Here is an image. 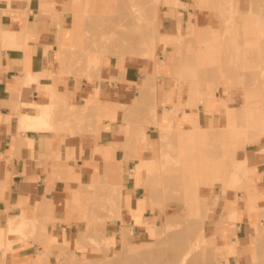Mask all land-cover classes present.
<instances>
[{"label":"rangeland","instance_id":"374dc122","mask_svg":"<svg viewBox=\"0 0 264 264\" xmlns=\"http://www.w3.org/2000/svg\"><path fill=\"white\" fill-rule=\"evenodd\" d=\"M126 1L73 0L78 6L66 11L70 16L72 35L68 38L62 34L58 36L59 72L55 77L49 76L76 80H93L96 77L99 85L104 86V73L114 66V72L121 73L126 65H140L145 75L127 100L105 102L111 100L99 95L98 105L86 102L81 107L60 98L51 104H54V109L51 107L48 130L54 132L60 144L72 140L73 144L75 139H82L86 135H99L101 143L103 131L112 132L119 141L111 144L115 154L112 157V150H104L105 147L99 146V157L103 159L99 160V184L80 186L73 190V199L67 206L71 220L67 222L84 221L87 223L86 228L74 245L55 244L46 228L47 223L51 222V205L46 202L38 205L33 219H26L23 215L9 218L6 227L0 228V238L18 234L24 244H40L42 251L28 264H100L97 261L104 264L106 259L112 260V256L117 258V254L125 248L123 241L121 249L122 228L124 234L131 232L126 239L130 248L131 245L133 249L154 247L163 252L165 247H171L170 244L182 246L187 245L190 238L192 241L193 238H201L196 229L198 226L201 229L199 233L203 232L204 236V241L201 238L203 242H200L203 248L194 253L190 264H252L253 255L258 257L253 264L260 261L264 264V250L261 248L263 246L264 249V173L258 178H251L253 170L250 163L259 166L260 162L253 161L247 152L264 147V138L261 142L264 122L259 123L264 119V0ZM85 19L93 21H90L93 24ZM97 24L100 29L95 32ZM124 36L133 37L135 43L125 40ZM162 41L166 43L165 48L160 45ZM73 46L74 50L70 51ZM215 72H218L217 75ZM112 80L118 79L112 77L109 81ZM159 90L167 92V103L172 108L166 110L161 128H152L148 122L154 115L153 93L157 95ZM172 93L175 103L170 101ZM155 104L158 113V101ZM202 108L208 113H216L204 121L207 113ZM197 119L202 121L201 128L197 125ZM18 128L20 131L27 130L23 126ZM144 129L152 137L151 150L146 154L145 138L141 134ZM161 134L164 135L163 139L160 138ZM127 137H130L131 142L120 155L121 159H117V150L124 141H128ZM138 141L139 145L136 144ZM130 154L140 159L132 176L137 186L142 187L138 194L140 198L136 201L132 199L127 207L135 224L142 228L141 232L135 234L131 226L125 224L129 216L122 207L125 193L121 182V164ZM69 159L75 161L73 156H69ZM143 159L151 161L153 170L147 172L148 177L152 175L157 178L164 171L173 170L172 187L162 192V195L173 196V200L161 199L162 196L149 197L148 191L142 186L146 179L141 172ZM105 162L112 164L105 169ZM102 168L105 170L102 171ZM262 168L264 171V166ZM54 169L62 170L63 167H52V171ZM156 171H159V175ZM54 179L48 178V183ZM155 181L149 183L156 187L159 183L155 184ZM237 193L244 197L238 199ZM229 194L235 195L238 201L247 206L251 218V222L247 223V237L237 238L235 243L231 240L223 242L214 234L215 225L222 226L229 219L223 214ZM233 210L230 216L235 219L238 211ZM145 211L146 218L143 215ZM169 217L181 223L169 226L173 220ZM189 219L199 222V225ZM188 220L190 223H186ZM154 224L158 230H163L164 239L160 231H156L160 234L155 233V236L148 234L149 231L155 232ZM185 225L193 229V235ZM186 232H190L191 236H186ZM166 234L169 237L171 234L181 237V241H178L185 240V243L172 244L173 236L166 241V237L169 238ZM254 234L257 236L253 237ZM155 237L158 238L157 245ZM110 238H114L112 245L109 243ZM52 245L56 246L53 248ZM9 247L4 248L0 244V249L4 251ZM103 255H106L105 259ZM67 259L72 260L66 263Z\"/></svg>","mask_w":264,"mask_h":264},{"label":"crops","instance_id":"0c3cea01","mask_svg":"<svg viewBox=\"0 0 264 264\" xmlns=\"http://www.w3.org/2000/svg\"><path fill=\"white\" fill-rule=\"evenodd\" d=\"M10 1L8 7L7 4L0 5V228L6 227L8 219L12 217L23 215L26 219L35 218L38 205L46 200L51 205V222L46 225L49 237L58 245H74L87 223L67 222L71 220L67 206L73 199V190L99 184V160H103L99 157V146L107 147L119 141L112 132L103 131L101 143L99 135H86L82 139H75L73 144V140L68 141L70 138L68 142L60 144L51 130L20 131L18 116L29 110L25 104L33 102L45 106L57 98L81 107L86 102L98 105L99 95L111 100L105 102L127 100L145 75L140 65H126L121 73L114 72L115 66L104 73V86L99 85L96 77L93 80L49 78L57 76L59 72L58 36L62 34L68 38L72 35L70 16L66 11L78 4L73 0ZM28 74L40 78L30 83L27 81ZM112 77L118 80L109 81ZM173 93L170 101L175 103ZM157 99L158 120L162 121L166 110L172 106L167 103L169 97L165 91H157ZM203 111L207 113L204 121L216 113H208L205 108ZM247 152L253 161L260 162L259 166L250 163L253 170L251 178H258L264 173V147ZM122 154L123 150L119 147L117 159H121ZM69 156L75 157V161ZM139 162V158L131 155L121 164L123 192L128 193L134 201L140 198L138 194L142 189L132 176ZM52 167L63 169L52 171ZM48 178L55 179L48 183ZM237 196L238 199L244 197L239 193ZM124 208L129 216L125 224L131 226L134 234L141 232L142 228L135 224L130 210ZM233 209L238 211L235 219L230 216ZM146 211L143 214L145 218ZM223 214L229 219L222 226L216 224L214 227V234L221 241L231 240L235 243L237 238L247 237V223L251 222V218L242 201H238L233 194L227 195ZM9 240V249L6 252L0 249V264H28L42 251L38 243L21 242L18 234L9 236Z\"/></svg>","mask_w":264,"mask_h":264},{"label":"bare ground","instance_id":"6f19581e","mask_svg":"<svg viewBox=\"0 0 264 264\" xmlns=\"http://www.w3.org/2000/svg\"><path fill=\"white\" fill-rule=\"evenodd\" d=\"M9 1L10 0H0V5H3L4 6V4H7V7H8V3H9ZM14 0H11L10 1V3H14L13 2ZM26 1V0H25ZM29 1V0H28ZM122 1V0H121ZM124 1H126V0H123V2ZM127 2V1H126ZM125 2V3H126ZM129 4V3H128ZM6 9V8H5ZM132 10H134V9H132ZM140 12V11H139ZM139 12H137L138 14H139ZM113 13V12H112ZM111 14V13H110ZM112 15V14H111ZM121 15H122V13H121ZM129 15V14H128ZM91 16V15H90ZM101 16H103V15H101ZM106 16V15H105ZM133 16V15H132ZM108 17V16H107ZM119 17V16H118ZM141 17V16H140ZM87 18H88V16H87ZM97 18V17H96ZM106 18V17H105ZM108 18H110V17H108ZM113 17H111L110 19H112ZM138 18V17H137ZM116 19V18H115ZM143 19V18H142ZM85 20H87V19H85ZM108 20V19H107ZM132 20V19H131ZM131 20H129L130 22H131ZM89 23H91V22H93V21H89V20H87ZM110 21V20H109ZM113 21V20H112ZM116 21V20H115ZM120 22H121V20H120ZM135 22V21H134ZM133 21L131 22V23H134ZM141 22H142V20H141ZM89 23H87V24H89ZM116 23H117V21H116ZM118 23H119V21H118ZM137 23H139V22H137ZM91 24H93V23H91ZM115 23H113V25H114ZM120 24V23H119ZM122 24V23H121ZM139 24H141V23H139ZM85 25V24H84ZM90 25V24H89ZM100 25V24H99ZM135 25V24H134ZM92 26V25H91ZM91 26H88V27H90L91 28ZM98 24L95 26V32H96V30L97 31H99V29H98ZM116 26V25H115ZM122 26V25H121ZM133 26V25H132ZM85 27H87V25H85ZM84 27V28H85ZM94 27V26H93ZM97 27V28H96ZM114 27V26H113ZM123 27V26H122ZM112 28V27H111ZM125 28V27H124ZM136 28H138L137 26H136ZM85 29H88V28H85ZM111 30V29H110ZM118 30L121 32V30H120V28H118ZM135 30V29H134ZM137 30V29H136ZM89 31H90V29H89ZM114 31H116V30H114ZM128 31V30H127ZM126 31V32H127ZM131 31H132V29H131ZM142 31V30H141ZM83 32V31H82ZM87 32V34H88V31L87 30H85V33ZM117 32V31H116ZM90 33V32H89ZM94 33V32H93ZM100 33H102V32H100ZM99 33V34H100ZM113 33V32H112ZM103 34V33H102ZM107 34V33H106ZM105 34V35H106ZM74 35V34H73ZM76 35V34H75ZM95 35H96V33H95ZM111 35V34H110ZM97 36H98V34H97ZM106 36H108V35H106ZM119 36V35H118ZM90 37H92L91 35H90ZM129 37V38H128ZM107 38V37H106ZM105 38V39H106ZM125 40H130V41H132L133 43H135V40H134V38L133 37H130V36H124L123 37ZM103 39V38H102ZM93 40V39H92ZM97 41V40H96ZM90 42V41H89ZM108 42V41H107ZM114 42V41H113ZM90 43H92V42H90ZM74 44H75V42H74ZM97 44V43H96ZM104 44V43H103ZM125 44V43H124ZM132 44V43H131ZM106 45V44H105ZM160 45H161V47L162 48H165L166 46V43L164 42V41H162L161 43H160ZM88 46V45H87ZM145 46V45H144ZM89 47V46H88ZM67 48V47H66ZM70 48H71V45H70ZM74 46H73V49L71 50L70 49V51H73L74 50ZM76 48H77V46H76ZM105 48V47H104ZM125 48V47H124ZM116 49V48H115ZM127 49V48H126ZM68 51H69V49H68ZM77 51V50H76ZM122 51H123V49H122ZM66 52H67V50H66ZM75 52V51H74ZM78 52V51H77ZM88 52V51H87ZM90 52V51H89ZM68 53H70V52H68ZM80 53V52H79ZM86 53V52H85ZM115 53V52H114ZM81 54V53H80ZM68 55V54H67ZM72 56V55H71ZM70 56V57H71ZM69 57V58H70ZM67 60V59H66ZM89 60V59H88ZM67 62V61H66ZM68 62H71V61H68ZM67 62V63H68ZM78 62H80V61H78ZM91 62V61H90ZM84 63V62H83ZM88 63V62H87ZM100 63V62H99ZM72 64V63H71ZM77 64V63H76ZM78 64H80V63H78ZM82 64V63H81ZM85 64V63H84ZM83 64V65H84ZM66 65H68V64H66ZM70 65V64H69ZM87 65V64H86ZM251 65V64H250ZM71 66V65H70ZM90 66H92V65H90ZM89 66V67H90ZM120 66H123V64L122 65H120ZM67 67H69V66H67ZM89 67L87 68V69H89ZM94 67V66H93ZM96 67V66H95ZM250 67V66H249ZM71 68V67H70ZM73 69V68H72ZM71 69V70H72ZM81 69V68H80ZM84 69V68H83ZM86 69V68H85ZM96 69V68H95ZM74 70H76V68L74 69ZM91 70V69H90ZM89 70V71H90ZM92 70H94V69H92ZM73 71V70H72ZM78 71H80V70H78ZM74 72V71H73ZM72 72V73H73ZM94 73H95V71H93ZM75 73V72H74ZM73 73V74H74ZM80 73H81V71H80ZM83 73V72H82ZM85 73V72H84ZM87 73V72H86ZM216 73V72H215ZM218 73V72H217ZM217 73H216V75H217ZM27 74V73H26ZM34 74V73H33ZM76 75H77V73H76ZM81 76V75H80ZM224 76H225V74H224ZM223 76V77H224ZM218 77H220V76H218ZM26 78V77H25ZM39 76H34V75H32V74H28L27 75V81L28 82H30V83H32V82H35V81H38L39 80ZM221 78V77H220ZM227 78V77H226ZM217 79V78H216ZM218 80V79H217ZM218 82V81H217ZM244 83H245V81H244ZM217 85V84H216ZM31 86V85H30ZM215 87H217V86H215ZM263 91V90H262ZM58 94V93H57ZM59 95H60V93H59ZM253 96V95H252ZM251 96V97H252ZM250 97V98H251ZM257 97V96H256ZM153 103H154V115H152L151 117H150V119H149V124L151 125V127L152 126H155V127H157V128H161V126H162V124H161V121L160 120H158V113H157V109H156V101H157V95L155 94V93H153ZM145 99V95H144V97H143V100ZM252 99H253V97H252ZM257 99V98H256ZM250 100V99H249ZM256 101V100H255ZM50 103V102H49ZM251 103V102H250ZM24 106H26V107H28L29 108V110L27 111V112H25V113H22V114H20L19 116H18V127H20V126H23L25 129H27V130H36V131H38V130H45V129H49V127H50V118H51V107L53 108V106H54V104H53V106L51 105V104H49V105H45V106H43V105H39V104H36V103H33V102H30V103H28V104H25ZM54 109V108H53ZM53 109H52V111H53ZM18 114V113H17ZM256 119H258L257 121H259V118H256ZM263 119V118H262ZM255 121V120H254ZM262 122H264V119L262 120V121H260L259 123H262ZM255 123H257V122H254L253 124H255ZM197 125L201 128L203 125H202V121H200L199 119H197ZM148 127V126H147ZM148 130V129H147ZM141 134H144V145H145V151L146 150H151V147H150V142L152 141V137L150 136H148V134L146 133V131H145V129L142 131V133ZM162 137V139L164 138V135H160V138ZM263 138H264V136H262V138H261V142H262V140H263ZM127 139H128V141L127 142H123V144H122V146H120V148L123 150V152H125L126 150H127V148H128V145H129V142H131V140H130V137H127ZM136 144H140V141H138ZM106 149H108V150H112V152H111V157L112 156H115V154L113 153V146L110 144L109 146H107V147H105L104 148V150H106ZM155 155V154H154ZM103 162V161H102ZM151 161H149V160H145V159H143V161H142V167H141V170H143V171H141V172H143V177L144 178H146V179H144V181H143V183H142V186L148 191V195H149V197H156V198H158L159 196H162V198L161 199H167V200H173L174 199V197L173 196H167V195H165V194H163L162 195V192L163 191H168L169 189H171V187H172V179L174 178V172H173V170L172 169H168V172H165L164 170V172L163 173H161V171H160V175H159V171L157 172L158 173V177L156 178V177H153L152 175H151V177H148V174H147V172L149 171V170H153L152 169V167H151V163H150ZM248 162V161H247ZM104 163V162H103ZM112 164V162H105V164H104V167H105V169L108 167V166H110ZM163 165V164H162ZM103 166V165H102ZM103 169V168H102ZM105 169H103L102 171H104ZM158 170V169H157ZM235 173V172H234ZM103 174V173H102ZM104 175V174H103ZM154 175V174H153ZM234 175V174H233ZM102 176V175H101ZM105 176V175H104ZM155 176V175H154ZM237 176V175H236ZM147 178H149V179H147ZM161 178V180H158V179H160ZM102 179V178H101ZM104 179V178H103ZM157 179V181H155ZM155 181V184H156V182H157V186L159 187V188H156V187H154L153 186V184H150L149 182H151V183H153ZM159 181V182H158ZM100 182V181H99ZM101 183H102V181H101ZM251 184H252V182H251ZM253 186V185H252ZM256 188V187H255ZM149 189V190H148ZM160 198V197H159ZM177 199V198H176ZM132 200V197L129 195V194H125V195H123V199H122V207L124 208V207H128V206H130V204H131V201ZM163 201V200H162ZM41 204H46V200H45V202H41ZM100 207H102V206H100ZM103 207H104V205H103ZM105 208V207H104ZM107 214V213H106ZM173 219L172 217H169L168 219ZM102 219V218H101ZM100 219V220H101ZM121 219V218H120ZM134 220V219H133ZM190 221H192V222H194L192 219H189ZM188 220V222H186V223H190V221ZM181 222L179 221V220H175V219H173V220H171V222H169V226H177V225H179ZM185 223V224H186ZM194 224L196 225H199V222L198 223H195L194 222ZM189 225V224H188ZM192 225H193V223H192ZM195 225H193V226H195ZM154 226V229H155V232H151V231H149L148 232V234L150 235V234H152V236H155L156 234H158L159 232H156V231H160V233L162 234V232H163V230H160V228H159V230H158V226L156 225V224H154L153 225ZM156 226H157V229H156ZM185 226H187V225H185ZM190 226H191V224H190ZM187 227H189V226H187ZM187 227L185 228V230H187L188 231V229L190 228L191 229V234L193 235V229L191 228V227H189L188 229H187ZM196 229L198 230V234L200 235V237L202 238V240L204 241V236H203V232L202 233H199V230H201V229H199L198 228V226H196ZM122 230V232H121V234H120V236L122 237L121 239H122V241H121V246L123 245L122 243H123V241L125 242L124 243V249H123V246H122V248L121 249H123L122 250V252L121 253H119V254H117V258H114V256H112L111 258H113L112 260H108V259H106L107 261H105L104 259L106 258V255L104 256L103 255V257H104V259H103V261H105V262H103L104 264H190V262H189V260H190V258L194 255V253L196 252V251H198L199 250V248H203V246L201 245L202 243H200V242H203V241H201V238H193V241L191 240V238H190V240L188 239L187 240V243H188V241H190L187 245L185 244H183V243H185L184 241H183V239H182V241L183 242H180L181 240V237L178 239L177 237H175L174 235H170V237H172L171 239L173 240V243H172V240H171V243L172 244H176V243H182L183 245L181 246H179V245H177V246H175V245H171L170 243H166V244H170L169 246H171V247H168V249H167V247H165L166 248V250H164L163 252L161 251V252H159V251H157V250H155V249H157V248H151V247H146V248H142V249H133V247H132V245H131V248L127 245L128 243H126L127 241H126V239H127V234H131V232H127V234H124V231H123V228L121 229ZM92 231H93V228H92ZM137 231V230H136ZM254 231V230H253ZM95 232V231H94ZM168 232V231H167ZM180 232V231H179ZM178 232V233H179ZM5 233V232H4ZM96 233V232H95ZM156 233V234H155ZM159 233V234H160ZM164 233V232H163ZM168 233H170V232H168ZM178 233H177V235H178ZM189 233V234H188ZM100 234V233H99ZM165 234V233H164ZM197 234V235H198ZM176 235V234H175ZM176 235V236H177ZM185 235L186 236H191L190 235V232H186L185 233ZM6 236V235H5ZM99 236V235H98ZM159 236V235H158ZM160 236H162L163 237V239L165 238L164 237V235L162 234V235H160ZM166 236H168L167 234H166ZM186 236L184 237V239H186ZM257 235L256 234H254V236L253 237H256ZM100 237V236H99ZM169 237V236H168ZM170 237L167 239V237H166V241L167 240H170ZM5 238V237H4ZM154 238V237H153ZM156 239H155V242H156V240L158 239L157 237H155ZM176 238V239H175ZM100 239V238H99ZM162 239V238H161ZM162 239V240H163ZM161 240V241H162ZM176 240V241H175ZM178 240H180V241H178ZM207 240V239H206ZM100 241H101V239H100ZM159 242V245H160V238H159V240H158ZM165 241V240H164ZM164 241H162L163 243H165ZM178 241V242H177ZM135 242V241H134ZM205 242H207V241H205ZM109 243L112 245V244H114V238H110V241H109ZM0 244L1 245H3L4 246V248H6V247H9L10 245H11V242H10V240H9V237H7V238H5V239H1L0 238ZM151 244V243H150ZM162 244V243H161ZM99 245H102V244H99ZM137 245V244H136ZM156 245H157V242H156ZM155 245V246H156ZM163 245V244H162ZM200 245L202 246V247H200ZM203 245H204V247H205V249H206V244H204L203 243ZM258 245V243H256V245H255V247ZM264 245V244H263ZM53 246H56V245H52V247ZM167 246V245H166ZM184 246V247H183ZM260 246H261V244H260ZM252 247V246H251ZM3 248V247H2ZM54 248V247H53ZM169 248H171V249H169ZM253 248V247H252ZM251 248V249H252ZM261 248H262V250H264L263 249V246H261ZM200 249V250H201ZM257 249H258V246H257ZM256 249V250H257ZM4 250V249H3ZM65 250V249H64ZM186 250H188V252H186ZM239 250V249H238ZM66 251V250H65ZM64 251V252H65ZM258 251V250H257ZM256 251V252H257ZM6 252V251H5ZM75 252H77V251H75ZM103 252L105 253L106 251H104L103 250ZM71 253V252H70ZM258 253V252H257ZM256 253V254H257ZM264 253V252H263ZM65 254V253H64ZM106 254V253H105ZM236 254V253H235ZM72 255V254H71ZM68 256V255H67ZM102 256V255H101ZM71 257V256H70ZM73 257V256H72ZM71 257V258H72ZM252 257H255V258H252V262L253 263H255V261L254 260H256V259H258V257L256 258V255H253ZM65 258V257H64ZM67 258V257H66ZM69 258V257H68ZM193 258V257H192ZM262 258H264V257H262ZM101 259V260H102ZM110 259V258H109ZM65 260V259H64ZM63 260V261H64ZM68 260L69 261H71L70 259H67V261H66V263L68 262ZM90 260V259H89ZM99 260V259H98ZM195 261H196V263H197V260L196 259H194ZM36 261V260H35ZM194 261V262H195ZM3 262V261H2ZM37 262V261H36ZM47 262V261H46ZM65 262V261H64ZM73 262V261H72ZM74 262H76V261H74ZM96 262V261H95ZM98 263L100 262V264H101V262L102 261H97ZM96 262V263H97ZM257 262V261H256ZM261 262H262V264H263V261H260V263L258 262L257 264H261ZM60 263V262H59ZM87 263V262H86ZM251 263V262H250ZM252 263V264H253ZM44 264V263H43ZM65 264V263H64ZM69 264H70V262H69ZM74 264V263H73ZM94 264V263H93ZM192 264V263H191ZM195 264V263H194Z\"/></svg>","mask_w":264,"mask_h":264}]
</instances>
